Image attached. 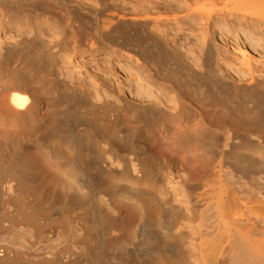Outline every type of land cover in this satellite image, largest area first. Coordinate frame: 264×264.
Instances as JSON below:
<instances>
[{"label": "bare ground", "instance_id": "1", "mask_svg": "<svg viewBox=\"0 0 264 264\" xmlns=\"http://www.w3.org/2000/svg\"><path fill=\"white\" fill-rule=\"evenodd\" d=\"M173 1L178 6L170 12L160 13L149 7L136 13L135 9L127 13L123 8L122 13L117 4L108 0H89L87 4L83 0H0V14L8 10L27 18L16 24L23 33L0 38V165L14 161L17 167L10 174V178H15L16 191L6 197V187L0 204H10L22 217L41 210L59 217L68 213L80 216L100 208L102 195L113 193L100 179L103 163H108L100 153L102 141L113 149L117 145V130L126 126L116 114L102 107H116L118 94L114 91L106 100L96 78L93 90L79 72L61 71L56 52H49L48 48H61L71 34L91 49L100 42L126 49L142 45L151 63L160 65L168 61L177 66L169 77L178 84L182 118L185 122L197 120V142L207 141L210 161L202 165L214 166V177L218 176L217 170L222 171V159H228L233 149L247 144L257 149L253 148L256 156L244 159L245 166L238 164L245 178L239 185L246 190L243 199L236 197V191L227 183H218L210 213L217 224L214 226L221 232L207 246H201L202 258L209 264H264V181L254 177L264 173V65L227 73L217 66L218 53L208 33L201 31L195 43L201 65L191 67L176 58L153 30V25L161 20L176 21L182 17V11L188 10L184 15L196 14L206 22L220 16L223 39L232 29H245L247 36V20L254 23L255 30H264V0ZM39 16L53 17L62 26L47 34L42 28L50 22L39 20ZM3 23L0 20V30ZM138 28L144 37L136 34ZM253 40V49H264V34ZM144 95L154 98L149 90ZM118 97L132 109L158 108L153 102L138 105ZM31 150L37 154L32 155ZM88 150L97 155L87 159ZM143 159L148 164L163 162L147 149L143 150ZM50 162L71 165L51 176L46 167ZM88 163L94 166L89 171ZM203 179L200 176L198 181ZM28 182L33 183L32 187ZM27 191L30 195L24 196ZM145 213L148 224L147 207ZM201 215L200 226L208 227L206 212ZM170 228L164 229L165 239L175 234L169 232Z\"/></svg>", "mask_w": 264, "mask_h": 264}, {"label": "rangeland", "instance_id": "2", "mask_svg": "<svg viewBox=\"0 0 264 264\" xmlns=\"http://www.w3.org/2000/svg\"><path fill=\"white\" fill-rule=\"evenodd\" d=\"M108 1L117 4L122 13L124 9L127 13L135 9L136 13L138 9L149 7L153 8L152 11L165 13L178 6L173 0L164 3L162 0H155L156 3L154 0ZM83 2L87 4L89 0ZM185 13L188 10L182 11V17L176 21L161 20L152 27L164 46L184 64L191 67L201 65L195 43L198 33L206 31L218 53L217 66L227 73L264 65V49L251 46L255 36L264 34V30H255L250 20H247V36L243 33L245 29H232L223 39L220 36L223 22L220 16L206 22L196 14ZM26 19L14 11L0 14V20L4 22L0 38L23 33L16 24ZM38 19L50 22L42 28L47 34L52 28L62 26L53 17L39 16ZM136 30V34L142 36L141 29ZM73 47L74 51L71 50ZM48 49L56 52L61 71L79 72L93 90L96 89V78L106 100L107 95L115 91L127 101L138 105L153 102L158 108L132 109L124 105L118 95L116 107H102L106 112L116 114L119 122L126 126L117 130V145L113 149H108L106 142L102 141L100 153L108 163H103L100 179L102 185L110 187L113 193L102 195L97 211L59 217L41 210L22 217L10 204H0V264H209L202 258L201 246H207L212 237L220 236L221 229L214 226L217 224L210 213L218 183H227L236 191V197L243 199L246 190L239 185L245 178L238 164L245 166L244 159L247 161V158L256 156L257 149L251 144L233 149L230 152L233 157L222 159V171L217 170L218 176L214 177V166L202 165L210 161L206 152L207 141L197 142V120L185 122L182 118L178 84L169 77V72L176 71L177 66L168 61L160 65L151 63L142 45L126 49L100 42L91 49L82 46L75 34H71L61 48L51 45ZM197 58L199 62L195 64ZM145 90L153 93L154 98H147ZM257 139L255 137V141ZM144 149L163 162L146 163ZM31 153L36 155L37 151L31 150ZM85 155L89 158L97 152L88 150ZM62 165L50 162L46 167L54 176L71 164ZM87 165L88 171L94 168L90 163ZM12 171H17L14 161L6 166L0 165V195L6 187V197L16 191L15 178H10ZM200 176L204 178L202 182L198 181ZM254 177H261L262 180H257L263 183L264 173ZM27 185L32 187L33 183ZM25 195L29 196L30 192ZM145 207L150 214L148 224L145 223ZM202 212H206L208 227L200 226ZM167 227H171V234H176L171 239H165L163 235Z\"/></svg>", "mask_w": 264, "mask_h": 264}]
</instances>
